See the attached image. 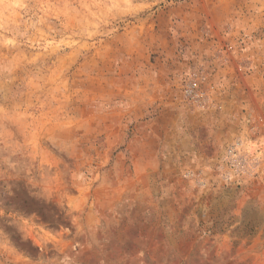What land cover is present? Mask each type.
Listing matches in <instances>:
<instances>
[{
  "label": "rangeland",
  "instance_id": "1",
  "mask_svg": "<svg viewBox=\"0 0 264 264\" xmlns=\"http://www.w3.org/2000/svg\"><path fill=\"white\" fill-rule=\"evenodd\" d=\"M0 264H264V0H0Z\"/></svg>",
  "mask_w": 264,
  "mask_h": 264
}]
</instances>
